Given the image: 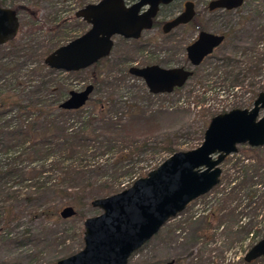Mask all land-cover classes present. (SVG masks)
<instances>
[{
	"label": "trees",
	"instance_id": "obj_1",
	"mask_svg": "<svg viewBox=\"0 0 264 264\" xmlns=\"http://www.w3.org/2000/svg\"><path fill=\"white\" fill-rule=\"evenodd\" d=\"M0 4L17 14L25 9L15 0H0ZM30 13L34 16V11ZM253 22L244 17L239 24ZM64 23L59 20L50 30H60ZM34 24L32 21L26 28L19 24L21 37L0 45V227H17L24 219L29 223L54 216L66 206L73 210L83 208L94 198L127 187L165 156L182 150L176 145L179 131L133 137L126 130L127 124L143 118L148 100L167 94L149 93L139 78L127 73L131 65L121 75L106 72L100 77L94 69L109 55L78 71L48 68L43 63L44 56L61 44L41 47L34 38L40 28ZM245 33L246 41L242 43ZM228 43L230 53L222 54L207 75L233 89L250 72L258 74L264 68V15L244 31L236 27ZM87 69H93L90 84L94 96L90 94L78 109H60L59 104L74 83L70 77ZM126 78L138 80L140 85L124 83ZM120 90L128 93V98H122ZM260 91L264 87L253 92V96ZM215 114L202 116L201 138ZM256 149L247 147L251 155L239 158L234 166L239 164L246 173L264 164V159L254 153ZM161 153L165 156L155 162V156ZM230 183L222 191L227 198L241 189L250 190V197L254 198L261 187V183L252 181L246 187L245 179ZM262 192L264 195V188ZM252 209L256 215V207ZM251 230L248 227L245 233L251 234Z\"/></svg>",
	"mask_w": 264,
	"mask_h": 264
},
{
	"label": "rangeland",
	"instance_id": "obj_2",
	"mask_svg": "<svg viewBox=\"0 0 264 264\" xmlns=\"http://www.w3.org/2000/svg\"><path fill=\"white\" fill-rule=\"evenodd\" d=\"M15 1L25 7L18 11L19 24L26 28L35 21L33 26L40 29L36 31L34 38L44 48L57 42L63 44L83 32L87 26L80 19H75L74 12L84 4L97 0ZM206 1L197 0L198 11ZM30 11H34V16ZM201 15L208 17L205 13ZM262 15L264 0H244L240 7L227 14H219L220 19L231 21V25L242 28L243 31L253 27ZM244 17L254 22L251 25L242 23L241 26L239 23L241 20L243 22ZM59 20H64L63 28L50 30ZM211 23L213 22H201L209 27L214 25ZM175 34L163 37L152 28L143 31L136 40L113 37L108 60L94 71L100 72V77H103L106 72L121 75L120 72L129 65L161 63L168 67L185 66L183 44L190 40L192 34L182 30H177ZM19 37L20 32L15 38ZM245 37L246 33L242 34V43L246 41ZM228 41L194 68L192 76L183 86L167 95L153 97L148 100L150 103H143L145 115L142 119L127 124L126 130L133 137H152L179 131L176 145L186 150L201 142L203 115L217 114L235 107L249 108L254 97L253 92L261 86L264 87V68L258 74L253 75L250 72L233 89L220 85L215 76L207 75L212 72V67L222 54L230 53ZM92 70L87 69L72 75L70 80L74 83L71 90L79 91L91 83ZM124 81L140 85V81L133 78H126ZM119 95L128 98V93L123 90L119 91ZM91 96L94 94L91 93ZM263 114L264 110L260 111V115ZM247 147L238 145L237 151L227 156L219 165V184L166 221L157 233L132 253L127 264H155L169 259L174 261L173 264H264L261 258L251 263H243L242 259L248 248L264 237V164L249 169L246 173L239 164L234 166L239 158L251 155ZM254 153L264 159V145L257 147ZM164 156L162 153L156 155L155 162ZM250 174L254 175L253 178ZM243 179L246 187L251 181L261 183L254 198L250 197L248 189H241L229 198L224 197L222 191L229 181L239 183ZM253 207H256V215L253 214ZM74 210L77 214L67 218H61L57 212V215L40 217L29 223L24 219L17 227H0V264H53V261L78 251L82 247L83 219L97 215L100 210L89 203ZM248 227H252L251 234L245 233Z\"/></svg>",
	"mask_w": 264,
	"mask_h": 264
},
{
	"label": "water",
	"instance_id": "obj_3",
	"mask_svg": "<svg viewBox=\"0 0 264 264\" xmlns=\"http://www.w3.org/2000/svg\"><path fill=\"white\" fill-rule=\"evenodd\" d=\"M172 0H97L84 4L74 12L88 24V29L55 47L43 58L50 69L78 71L107 57L112 37L137 39L141 31L151 27L157 6ZM243 0H211L208 9H235ZM144 8L142 11H140ZM193 15L192 4L163 24L168 31L187 22ZM19 22L14 9L0 5V45L16 36ZM221 35L200 31L186 47L192 66L200 63L222 40ZM127 73L141 79L151 94H168L180 88L192 75L183 67L164 68L156 64L129 66ZM88 83L79 91L70 90L59 104L60 109L82 107L92 92ZM264 91L258 92L249 108H232L213 115L203 131L201 142L193 148L178 150L165 157L145 175L136 178L120 191L89 201L100 210L82 221V247L54 264H127L129 257L147 242L169 219L180 213L197 197L210 191L219 182L220 163L236 152L238 145H264ZM74 210L63 207L58 215L67 218ZM264 261V237L253 243L243 255L248 263ZM169 259L155 264H173Z\"/></svg>",
	"mask_w": 264,
	"mask_h": 264
},
{
	"label": "flooded vegetation",
	"instance_id": "obj_4",
	"mask_svg": "<svg viewBox=\"0 0 264 264\" xmlns=\"http://www.w3.org/2000/svg\"><path fill=\"white\" fill-rule=\"evenodd\" d=\"M211 0H207L201 7V10L198 11V2L197 0H172L166 4H159L157 6V11L154 15V17L152 18L151 20V27L150 29H154L155 31H157L158 34H160L161 36L163 37H170L171 35H176L175 33L177 32V30H182L184 31L185 33L189 34L191 33L192 34V37L190 38V40L186 43L183 44V49H184V55H185V62H186V65L184 66H174V67H183L185 69H190L193 73V69L196 68L198 65H200V63L206 58V57H210L212 55V53L219 47H221L224 43H226L227 40H230V36L233 34V31H235L236 27L235 25H231V21H226L224 20V18L220 19L221 16L220 15H223V14H227L229 13L230 11L234 10V9H212V10H209L208 9V3L210 2ZM244 1V0H243ZM242 1V3H243ZM133 2V0H125V3L126 4H131ZM186 2H190L192 4V10H193V15L192 17L185 23H180V24H177L175 25L174 27L170 28L168 31L164 32L162 30V26L165 22L167 21H170L171 19H173L176 15L180 14L183 10H184V4ZM1 5V4H0ZM242 5V4H241ZM240 5V6H241ZM2 6V5H1ZM239 6V7H240ZM5 7V6H3ZM10 8V7H9ZM238 8V7H237ZM144 8H142L140 11H142ZM236 9V8H235ZM201 13H205L208 15V17H204L203 15H201ZM16 15H18L16 13ZM75 17V16H74ZM18 18V17H17ZM79 19V18H78ZM81 20V19H80ZM87 27L85 30L88 29V24L85 23L83 20H81ZM213 22L214 25L209 27L208 25L205 26L204 24H201V22ZM241 22V21H240ZM211 23V24H213ZM148 29V30H150ZM84 30V31H85ZM83 31V32H84ZM145 31V30H143ZM141 31V33L143 32ZM200 31H205V32H209V33H212V34H215V35H221L223 38L221 40V42L213 48L212 52L210 54H208L207 56L203 57V59L200 61V63L196 66H192L190 63H189V60L187 59L186 57V47L192 43L196 37H197V34L200 32ZM82 32V33H83ZM140 33V35H141ZM81 34V33H80ZM78 36V35H76ZM75 36V37H76ZM114 37H119L123 40H136V39H125V38H122L120 36H114ZM140 37V36H139ZM138 37V38H139ZM15 38V37H14ZM137 38V39H138ZM233 38V37H232ZM13 40V39H12ZM112 40H113V37H112ZM6 44V43H5ZM230 43H228L229 45ZM112 47H113V44H112ZM111 47V49H112ZM111 52V50H110ZM109 52V53H110ZM105 58V57H104ZM103 59V58H102ZM101 60V59H100ZM99 61V60H98ZM151 64H156L158 66H161V67H164V68H169L168 66H162L163 64L161 63H151ZM151 64H148V65H151ZM93 65V64H92ZM131 66H145V65H131ZM90 67V66H89ZM88 68V67H87ZM86 69V68H84ZM73 72V71H72ZM192 76V75H191ZM190 76V77H191ZM141 80V79H140ZM187 81V80H186ZM178 89V88H177ZM249 147V146H248ZM260 147V146H259ZM237 151V150H236ZM235 153V152H234ZM229 156V155H228ZM226 158V157H225ZM204 195V194H203ZM202 196V195H201ZM199 196V197H201ZM197 197V198H199ZM196 200V199H194ZM193 200V201H194ZM192 202V201H191ZM189 202V203H191ZM188 203V204H189ZM187 204V205H188ZM187 205L185 207H187Z\"/></svg>",
	"mask_w": 264,
	"mask_h": 264
}]
</instances>
